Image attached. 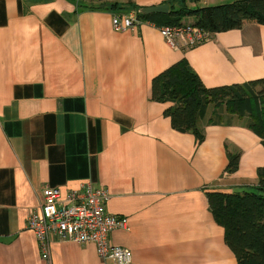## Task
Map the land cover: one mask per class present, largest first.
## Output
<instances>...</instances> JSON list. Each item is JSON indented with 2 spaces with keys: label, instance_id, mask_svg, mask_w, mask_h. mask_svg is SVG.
<instances>
[{
  "label": "crops",
  "instance_id": "0c3cea01",
  "mask_svg": "<svg viewBox=\"0 0 264 264\" xmlns=\"http://www.w3.org/2000/svg\"><path fill=\"white\" fill-rule=\"evenodd\" d=\"M237 1L134 2L138 15L161 4L170 14ZM114 15L99 0H0V264H114L93 244L65 241L51 243L48 263L28 227L45 189L64 199L88 187L110 195L108 215L128 219L110 242L131 250L132 264H238L207 193L259 186L262 139L247 119L211 123L213 110L197 143L172 128L173 103L154 99L153 81L181 61L208 88L264 79V25L173 48L155 23L118 31ZM229 153L240 154L234 174Z\"/></svg>",
  "mask_w": 264,
  "mask_h": 264
},
{
  "label": "trees",
  "instance_id": "16d2710c",
  "mask_svg": "<svg viewBox=\"0 0 264 264\" xmlns=\"http://www.w3.org/2000/svg\"><path fill=\"white\" fill-rule=\"evenodd\" d=\"M99 1L116 16L141 8L135 0ZM179 1L186 4L199 0ZM193 15L198 17L195 26L210 34L240 30L249 22L264 25V0H242L196 11L185 7L165 15L167 19L161 21H156L154 15L138 13V19L153 22L161 28L182 25L183 17ZM153 97L158 102L173 103L165 112L171 119L172 128L193 134L197 143L204 140L200 126L209 110H214L211 123H221L224 118L216 110L222 111L225 107L230 115L247 119L248 128L262 139L264 145V79L208 88L188 64L181 61L154 79ZM239 162V153H229V174L237 172ZM258 175L259 186L253 191L207 193L211 211L217 223L225 229L226 244L238 264H264V168L259 169Z\"/></svg>",
  "mask_w": 264,
  "mask_h": 264
},
{
  "label": "built area",
  "instance_id": "2783aa9c",
  "mask_svg": "<svg viewBox=\"0 0 264 264\" xmlns=\"http://www.w3.org/2000/svg\"><path fill=\"white\" fill-rule=\"evenodd\" d=\"M140 22L136 11L113 16V26L118 31L133 30ZM159 31L173 48L179 47V40H184L187 46H196L211 36L195 25L164 26ZM109 199L110 195L105 190L91 187L85 192L72 190L64 199L60 190L45 189L42 203L32 211L28 222L29 229L39 241L43 260L50 263L53 241H65L95 245L102 261L132 264L131 250L110 242L111 233L118 229L128 230L129 221L105 212L104 205Z\"/></svg>",
  "mask_w": 264,
  "mask_h": 264
},
{
  "label": "water",
  "instance_id": "95a60500",
  "mask_svg": "<svg viewBox=\"0 0 264 264\" xmlns=\"http://www.w3.org/2000/svg\"><path fill=\"white\" fill-rule=\"evenodd\" d=\"M170 12L168 4H161L158 6L142 8L138 10L139 14L142 15H152V14H160V15H168Z\"/></svg>",
  "mask_w": 264,
  "mask_h": 264
},
{
  "label": "rangeland",
  "instance_id": "374dc122",
  "mask_svg": "<svg viewBox=\"0 0 264 264\" xmlns=\"http://www.w3.org/2000/svg\"><path fill=\"white\" fill-rule=\"evenodd\" d=\"M210 113L213 111V109L211 108L210 110ZM214 112V111H213ZM216 112L218 113H220V115H222V117L224 118V121L225 120H228V119H230V118H232L233 116L232 115H230L227 111H226V108L224 107V109L222 110V111H217L216 110ZM235 118V117H234Z\"/></svg>",
  "mask_w": 264,
  "mask_h": 264
}]
</instances>
